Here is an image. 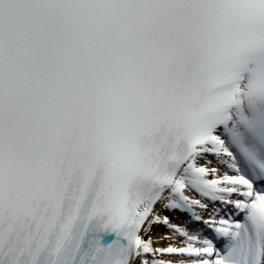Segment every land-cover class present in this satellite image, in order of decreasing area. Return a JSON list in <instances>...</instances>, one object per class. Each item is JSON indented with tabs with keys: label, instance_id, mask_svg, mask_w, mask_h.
<instances>
[{
	"label": "snow or ice",
	"instance_id": "snow-or-ice-1",
	"mask_svg": "<svg viewBox=\"0 0 264 264\" xmlns=\"http://www.w3.org/2000/svg\"><path fill=\"white\" fill-rule=\"evenodd\" d=\"M0 264H264V0H0Z\"/></svg>",
	"mask_w": 264,
	"mask_h": 264
},
{
	"label": "rangeland",
	"instance_id": "rangeland-1",
	"mask_svg": "<svg viewBox=\"0 0 264 264\" xmlns=\"http://www.w3.org/2000/svg\"><path fill=\"white\" fill-rule=\"evenodd\" d=\"M160 231H163V229H161Z\"/></svg>",
	"mask_w": 264,
	"mask_h": 264
}]
</instances>
